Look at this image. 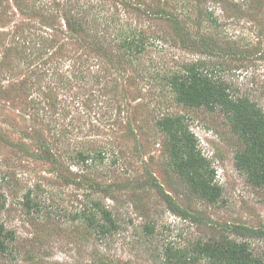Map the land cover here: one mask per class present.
<instances>
[{
  "label": "rangeland",
  "instance_id": "rangeland-1",
  "mask_svg": "<svg viewBox=\"0 0 264 264\" xmlns=\"http://www.w3.org/2000/svg\"><path fill=\"white\" fill-rule=\"evenodd\" d=\"M133 30L152 41L129 60L116 40ZM190 65L264 110V0H0V225L13 238L0 264H206L196 246L226 236L264 257V186L235 159L246 147L167 83ZM177 117L215 204L174 168L163 122ZM96 202L119 224L102 243L75 233L101 219Z\"/></svg>",
  "mask_w": 264,
  "mask_h": 264
},
{
  "label": "trees",
  "instance_id": "trees-1",
  "mask_svg": "<svg viewBox=\"0 0 264 264\" xmlns=\"http://www.w3.org/2000/svg\"><path fill=\"white\" fill-rule=\"evenodd\" d=\"M142 34L143 32L138 30H133L125 37L123 31L117 34L116 41L123 58L133 60L146 52L152 40L146 39ZM207 72L200 66L190 65L184 73L174 74L168 78L167 83L179 103L191 108L204 107L210 112L219 111L227 118L233 132L246 147L245 152L236 154L238 167L249 176L251 183L262 187L264 110L248 97L234 96L227 86L214 80L213 73ZM163 127L176 143L173 163L178 174L185 178L189 187L201 200L211 204L217 203L222 197V190L209 180V170L205 168L207 161L187 150L186 143L190 139L183 120L179 117L168 118L163 122ZM95 208L101 213V219L83 216L82 224L75 223V233L86 238L92 234L102 243L114 236L119 224L113 211L97 202ZM12 239V234L0 225V250H7V243ZM194 252L196 253L193 257L194 263L205 261L206 264H264V257L256 255L249 243L240 242L229 236L211 238L198 244Z\"/></svg>",
  "mask_w": 264,
  "mask_h": 264
}]
</instances>
